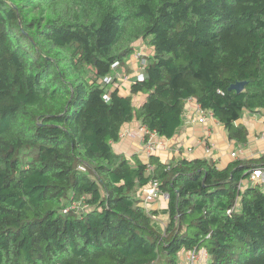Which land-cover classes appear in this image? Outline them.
I'll use <instances>...</instances> for the list:
<instances>
[{"label": "trees", "instance_id": "1", "mask_svg": "<svg viewBox=\"0 0 264 264\" xmlns=\"http://www.w3.org/2000/svg\"><path fill=\"white\" fill-rule=\"evenodd\" d=\"M138 42L144 78L125 95ZM188 99L246 144L237 120L264 112V0H0V264H180L192 249L264 264V182L247 180L264 154L218 168L113 148L134 120L173 138Z\"/></svg>", "mask_w": 264, "mask_h": 264}, {"label": "crops", "instance_id": "2", "mask_svg": "<svg viewBox=\"0 0 264 264\" xmlns=\"http://www.w3.org/2000/svg\"><path fill=\"white\" fill-rule=\"evenodd\" d=\"M127 64L131 71L122 76H128L131 82L137 68V61L133 56H129ZM128 84L130 83L124 82L122 84L121 93L125 95L129 93ZM237 123L244 125L248 130L247 142L243 146L230 141L223 125L217 122L212 115H209L203 124L185 118L184 125L178 134L171 139L160 138L161 141L166 142L165 146L158 148L153 155L158 157L162 163L183 157L211 159L218 168H224L235 160L230 156L232 151L239 153L236 159L256 158L264 154V112L244 111ZM139 127L140 124L137 120L123 125V132L129 131L128 133L133 134L121 136L113 148L115 152L122 153L127 158L137 154L138 158L146 163L149 161V157L145 154L144 142L141 137L135 134ZM209 145L211 146L209 147L211 155L208 156L206 155V148ZM246 184L247 180L244 179L242 185L245 186ZM150 206L158 210V218L162 221L161 228L163 229L168 217L167 199L159 196Z\"/></svg>", "mask_w": 264, "mask_h": 264}, {"label": "built area", "instance_id": "3", "mask_svg": "<svg viewBox=\"0 0 264 264\" xmlns=\"http://www.w3.org/2000/svg\"><path fill=\"white\" fill-rule=\"evenodd\" d=\"M146 54L145 51L133 52L130 56H133L137 61V68L134 72V78L138 81H142L144 78L143 75V66L145 63V59H142L141 56ZM117 65L114 64L113 67ZM108 80V79H107ZM130 78L128 76L118 77V82H130ZM185 114L184 117L189 119L190 121H195L198 123H205L208 116L211 115L210 112L204 110L195 99H188L185 105ZM132 135L133 133L122 132L121 136ZM144 142L145 145V154L147 157H150L155 153L158 148L165 146V141H161L160 137H158L154 132H150L143 126H140L136 133ZM211 147L210 145L206 148V155H211ZM239 153L236 151H232L230 156L232 159H236ZM248 182L253 183H263L264 182V167L255 168L252 170L251 175L248 177ZM242 185V184H241ZM157 181H151L148 186L143 189V198L145 204L149 207L159 196H162ZM166 198V195H163ZM87 205L84 203L83 199L79 201H72L63 212H67L69 210H82L85 209ZM186 252V260L189 264H206L208 259V254L205 249H192Z\"/></svg>", "mask_w": 264, "mask_h": 264}, {"label": "rangeland", "instance_id": "4", "mask_svg": "<svg viewBox=\"0 0 264 264\" xmlns=\"http://www.w3.org/2000/svg\"><path fill=\"white\" fill-rule=\"evenodd\" d=\"M143 45H142V42H139L138 43V45H137V47H139V51H148L147 49H145L144 48V46L142 47ZM136 52H138V51H136ZM134 75V74H133ZM132 75V76H133ZM119 77H121V76H119ZM127 132H129V131H127ZM164 195V194H163ZM162 195V197H164ZM149 209H153V207H151L150 205H149V207H148ZM155 223H156V226H157V228L158 229H162L161 227H162V221H161V219H159L158 217L156 218V220H155ZM183 253H184V255H183ZM181 255V256H180ZM179 260H180V264H189L188 262H187V260H186V252H181V253H179Z\"/></svg>", "mask_w": 264, "mask_h": 264}, {"label": "water", "instance_id": "5", "mask_svg": "<svg viewBox=\"0 0 264 264\" xmlns=\"http://www.w3.org/2000/svg\"><path fill=\"white\" fill-rule=\"evenodd\" d=\"M244 85H245V82H237V83L232 84V85L229 87V90H234V91H236V92H240V91L243 90Z\"/></svg>", "mask_w": 264, "mask_h": 264}]
</instances>
